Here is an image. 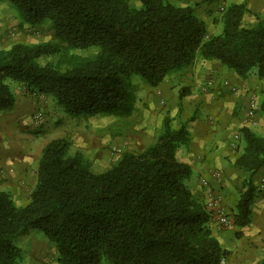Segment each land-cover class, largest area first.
<instances>
[{
    "label": "trees",
    "instance_id": "16d2710c",
    "mask_svg": "<svg viewBox=\"0 0 264 264\" xmlns=\"http://www.w3.org/2000/svg\"><path fill=\"white\" fill-rule=\"evenodd\" d=\"M8 1L20 23L48 20L54 40L0 49V111L16 102L7 79L78 116L127 113L132 75L156 88L198 60L217 61L240 78L251 71L264 78V18L244 25L250 13L244 3L225 6L220 30L210 33L195 5L169 0H139L136 7L128 0ZM89 47L97 48L92 57L73 53ZM45 57L52 58L41 62ZM239 134L243 146L233 167L244 179L233 222L241 228L252 212L253 175L264 166V136L246 126ZM187 141L185 123L172 126L167 111L151 144L124 151L107 169L93 172L81 152H70L66 138L49 140L27 202L17 205L0 190V264H19L16 239L32 229L53 244L58 264H222L230 251L212 233L205 195L199 198L184 183L190 165L176 156ZM246 264H264V258Z\"/></svg>",
    "mask_w": 264,
    "mask_h": 264
},
{
    "label": "rangeland",
    "instance_id": "374dc122",
    "mask_svg": "<svg viewBox=\"0 0 264 264\" xmlns=\"http://www.w3.org/2000/svg\"><path fill=\"white\" fill-rule=\"evenodd\" d=\"M128 1L131 6L136 7L139 5V0ZM169 1L171 2V0ZM256 1L259 3L254 10L247 7L242 0H212L210 4L208 2L203 8V19L207 30L210 33H217L220 30L219 20L224 10L220 12L219 7L223 6L225 8L231 2L244 3L250 13L243 17V24L248 26L254 24L256 22L255 16L264 18V0ZM173 4L177 5L176 2ZM53 40V31L48 20L36 25L20 23L13 5L8 0H0V49L8 48L17 42L36 43ZM96 50V47H89L87 49L74 50L73 53L83 57H92ZM51 58H42L41 62ZM205 65L201 60H198L184 72L169 75L164 83L167 87L172 85L170 89L177 86L178 92L184 89V92L187 91V96H190L193 91L191 88L200 92H205L208 89L209 91L212 90L210 88L212 84L210 78L200 81L201 84L206 80V83L202 85L203 89L198 86L197 80H201L204 77L203 72L211 71L216 75H225L222 76L223 80L221 79L225 92L220 93L225 97L223 105L228 109L231 107L229 116L230 119H234V122L233 124L229 122L224 127L223 141L226 146L228 145V151L222 155L223 167L212 170L213 183H210L206 178L204 179L220 194L225 210L231 219V223L226 227H219L215 220L211 221L214 226L210 224L213 234L219 235L223 231L226 233L224 241L229 248L230 255L222 264H245L243 262L251 257L248 254V250H252L257 256L264 254V230L257 231L248 223L241 227L244 230H240L241 228L237 227L233 222L235 205L243 190L242 182L244 179L243 173L233 167V162L235 155L238 156L241 151V143L243 142L240 138L239 129L245 126L243 124L247 122L248 111H252L251 118L253 123L257 119L261 126L264 125V114L260 111V105L264 98V89L261 88L260 92L255 94L254 91H251L252 88H246L249 83L254 87H257V85L261 86L262 84L256 82V79L264 80V78H257L255 72L251 71L246 78L241 79L233 70L225 68L217 61H210ZM237 80L245 82V84H242L245 88L244 93H238V89L234 84ZM6 82H8L13 93L18 98L16 104L18 108L22 107L24 109L25 107L27 109L25 113L19 111L17 116L12 115L11 120H7L5 115L2 118V120L6 121L7 133L9 127H12V130L15 128L17 131V134L12 131L14 133L10 135L12 140L18 141L19 147L27 148L33 145L39 147L53 138L64 137L69 141L70 152H81L88 160L90 170L93 172H102L107 169L124 151L135 153L151 144L161 131L162 120L168 111V107L172 126H176L181 121L183 111V105L179 108L176 104V92L172 90L171 92L165 91V94H162L159 91V86L156 88L150 87L138 75H132L128 82L130 85L129 90L134 95L132 108L129 112L96 115L82 114L78 116H70L65 113L62 107L57 106L51 96L43 94L30 95L24 91L20 83L9 79ZM241 94H243L244 98L237 103L235 97ZM170 102L172 107L169 105ZM228 103H233V105L230 106ZM37 111L41 113V120L35 123L33 116ZM234 133L239 134L238 139L234 138ZM0 136V143L2 144L6 142V137L9 135L1 133ZM33 137L35 138L33 139ZM26 156L33 164V153L30 152ZM192 178L193 180H198L197 175H190V178L185 179L184 183L188 187L192 186L194 188L199 182V190L195 187L192 191L202 199L205 195L201 187L202 178L197 182L189 183V179ZM33 180V175L31 179L27 175V183H24V188H29L34 182ZM5 181L6 179L0 177V184ZM262 191L261 198L264 199V186L260 192ZM255 192L252 202L257 197V187ZM7 193L17 205L25 204L29 196L25 189L22 196L13 197L11 192ZM258 238H260L261 243H257ZM16 244L21 248L22 253L19 264H58L55 247L39 230L32 229L21 235L16 239ZM221 244L224 246V243Z\"/></svg>",
    "mask_w": 264,
    "mask_h": 264
},
{
    "label": "crops",
    "instance_id": "0c3cea01",
    "mask_svg": "<svg viewBox=\"0 0 264 264\" xmlns=\"http://www.w3.org/2000/svg\"><path fill=\"white\" fill-rule=\"evenodd\" d=\"M173 1L176 2L178 6L195 5V13L204 21L203 8L206 6L208 2H209L208 4H210L212 0H171L172 4L174 3ZM242 1L246 3L247 7L253 10L256 8L257 4L259 3L256 0H242ZM202 62L204 63V66H206L205 64L208 61L207 62L202 61ZM203 74L204 77H202L201 80L200 79L197 80L198 86H201V88L203 89L202 85L206 83L205 82L206 80L201 84L200 81L206 78L208 79L210 78L212 80V84L210 86L212 90L209 91L208 89L205 92H200L198 90L195 91L193 88H191L193 91L191 92L190 96H187L186 93L181 98V105H183V111L181 114L180 122H184L186 125V129L188 132V141L186 144L179 147L176 156L179 161H182L190 165L192 170L191 176L197 175L198 176L197 181H199V179L201 178H206L210 183H213L214 179L211 177V172L213 169H216L218 167L219 168L223 167L222 155L228 151V145L226 146V143L223 141L224 127L229 122L233 124L234 119H230L229 116L231 107H229L228 109L223 105L225 103L224 102L225 97H223L221 93L223 91L225 92V87L223 86L222 84L223 82L221 81L223 80L222 76L225 75L222 74L216 75L214 72L211 71H205L203 72ZM164 81L159 85V91H161L162 94H165V91L171 92L173 90V92H176V99H177L179 94L177 86L170 89L172 85L170 87H167ZM256 82H259V84L262 85L261 86L257 85V87H254L249 83L246 88L247 89L252 88L251 91H254L255 94H258L261 88L264 89V80L256 79ZM234 84L237 87L239 94L241 92L244 93L245 88L244 85L242 84H245V82H242L241 80H237L235 81ZM243 98H244L243 94L236 95L235 100L237 103H239ZM17 101L18 98L16 97V102L12 107L13 109L11 108L10 110L0 111V135L1 133L9 135L6 137L7 139L6 142L2 144L0 143V177L6 179L5 182H2L0 184V190L11 192L13 197L22 196L24 189L25 191L28 192L27 195H29L30 191L34 186L36 179L37 162L39 160L42 147L46 144L44 143L39 147L33 145L32 147L29 146L27 148L26 147L21 148L18 146V141L12 140V138L10 137V135L14 133L17 134L16 129L14 128V130H12V127H9V131L7 133L8 128L6 121L2 120L4 115L7 116V120H11L12 115L17 116L19 111L25 113L27 110L25 107L24 109H22V107L18 108V106L16 105ZM228 104L230 106L233 105V103H228ZM169 105L172 107L171 102L169 103ZM38 106H40V104H38ZM168 112L170 115L169 107H168ZM191 115H193L194 117L192 120H189ZM255 120H256L255 123L251 124L246 122V124L244 123L243 125L247 127L250 126L249 128L252 131H254L257 134L263 135L264 125L261 126L260 125L261 123L257 119ZM36 122L37 121H35V123ZM180 122L174 127H178L180 125ZM12 131H14V133ZM34 138L35 137H33V139ZM242 146L243 143H241V148ZM30 152L33 153V164L31 160H29L28 157L26 156V154L28 155V153ZM236 157L237 155H235L234 159ZM27 175L30 176V179L33 175L34 182L29 188H24V183L25 184L27 183L26 181ZM263 179H264V166L261 167L253 175V183L257 187L258 193L256 194L257 197L255 198V201L252 202L251 219L249 220L248 224L252 225L253 229H256L257 231L262 229L264 230V199L261 198L263 191L260 192L261 188L264 186V184L262 183ZM193 181L197 182L196 180H193V178L189 179L188 182L190 183ZM197 183L198 184L195 187L199 190L200 185L199 182ZM189 188L191 190H194L192 186H190ZM211 226H214L213 223H211ZM240 230H244V229L241 228ZM225 234L226 233L223 231L219 235H215V234L213 235H215V237L218 239L220 244L224 243V246L222 244L221 245L225 249H229L224 241ZM258 242L261 243L260 238H258L257 243ZM248 251H249L248 254L251 257H249V260L243 262L245 264L252 263L264 258V254L257 256L254 254L252 250H248Z\"/></svg>",
    "mask_w": 264,
    "mask_h": 264
},
{
    "label": "built area",
    "instance_id": "2783aa9c",
    "mask_svg": "<svg viewBox=\"0 0 264 264\" xmlns=\"http://www.w3.org/2000/svg\"><path fill=\"white\" fill-rule=\"evenodd\" d=\"M224 9L223 6L219 7V11L222 12ZM252 111H248V123H253L252 120ZM34 120L39 122L41 120V113L36 112L33 116ZM234 138L238 139L239 134L234 133ZM216 175V174H215ZM262 183L264 184V179L262 180ZM201 186L204 189L205 194V206L207 209L211 210L214 216V220L218 224L219 227H226L231 223V219L229 216H227V213L225 211L224 204L222 202L221 196L219 193H217L209 184V182L202 178L201 179Z\"/></svg>",
    "mask_w": 264,
    "mask_h": 264
}]
</instances>
